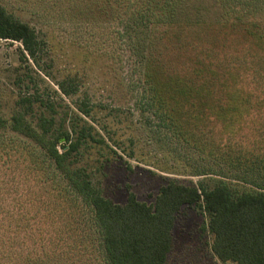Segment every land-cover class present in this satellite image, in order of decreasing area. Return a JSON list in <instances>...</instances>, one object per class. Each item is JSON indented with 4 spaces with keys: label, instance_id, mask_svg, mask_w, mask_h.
Instances as JSON below:
<instances>
[{
    "label": "trees",
    "instance_id": "obj_1",
    "mask_svg": "<svg viewBox=\"0 0 264 264\" xmlns=\"http://www.w3.org/2000/svg\"><path fill=\"white\" fill-rule=\"evenodd\" d=\"M49 2L61 7L59 18L96 10L116 20L138 109L197 164L188 183L172 177L152 203L128 191L117 204L74 165L72 155L89 141L117 153L96 139L87 104L56 125L49 113L30 119L50 102L16 100L11 115L0 116V130L24 138L0 142V264H167L175 214L185 205L205 215L218 261L264 264V0ZM0 39L20 43L30 58L39 45L34 28L1 5ZM82 209L100 255L90 253L75 218Z\"/></svg>",
    "mask_w": 264,
    "mask_h": 264
},
{
    "label": "rangeland",
    "instance_id": "obj_2",
    "mask_svg": "<svg viewBox=\"0 0 264 264\" xmlns=\"http://www.w3.org/2000/svg\"><path fill=\"white\" fill-rule=\"evenodd\" d=\"M0 5L13 18L33 27L39 41L30 58L20 43L0 39V116L9 117L15 101L29 97L51 104L47 109L34 108L32 121L49 113L55 115L58 125L85 102L90 109L85 119L92 121L96 139L104 138L117 153L89 141L91 147L72 155L74 165L85 168L92 185L117 204L125 203L128 191L138 200L152 203L159 187L172 177L189 182L187 174L197 163L184 158L190 154L175 143L177 150L171 148L167 132L148 111L137 107L136 78L116 20H108L96 10L95 14L74 10L75 19L68 15L59 18L61 7L49 0H0ZM60 84L67 94L59 90ZM8 139L19 142L24 138L0 130V142ZM2 173L4 169H0ZM20 173L30 175L27 170ZM75 218L90 242V253L100 255L89 211L82 209ZM205 221V215L194 206L178 210L167 264H236L222 263L212 254Z\"/></svg>",
    "mask_w": 264,
    "mask_h": 264
}]
</instances>
